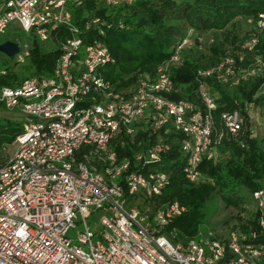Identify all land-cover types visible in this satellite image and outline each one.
Wrapping results in <instances>:
<instances>
[{"label": "built area", "instance_id": "2783aa9c", "mask_svg": "<svg viewBox=\"0 0 264 264\" xmlns=\"http://www.w3.org/2000/svg\"><path fill=\"white\" fill-rule=\"evenodd\" d=\"M87 1L119 8L141 0H0V36L15 28L48 45L62 29L70 33L60 43L52 77L28 78L0 90V108L23 118L16 150L0 166V264H264V189L251 197L260 233L207 229L184 243L175 230H166L186 209L177 202L157 211L152 207L169 185V175L146 173L170 151L164 136L174 133L186 160L184 176L195 183L202 178L203 161L214 160L216 148L241 130L244 119L237 111L223 113L217 129V105L206 80L224 76L236 87L264 74L258 58L249 68L242 66L259 44L264 14L240 50L228 51L216 67L198 72L202 110L167 98L175 89L170 69L180 62L186 40L155 78L142 76L133 91L116 92L102 74L115 62L104 42L112 24L96 18L80 29L73 21V9ZM27 58L21 48L16 61ZM143 119L157 142L136 154L140 170L121 184L131 161L120 164L111 143L120 132L135 135Z\"/></svg>", "mask_w": 264, "mask_h": 264}, {"label": "trees", "instance_id": "16d2710c", "mask_svg": "<svg viewBox=\"0 0 264 264\" xmlns=\"http://www.w3.org/2000/svg\"><path fill=\"white\" fill-rule=\"evenodd\" d=\"M72 12L74 24L80 29L96 18L112 24L106 31L104 42L115 62L105 67L102 74L120 93L133 91L142 76L155 78L158 67L171 60L189 32L200 38L225 33L224 41L212 42L205 52L197 54V48H184L180 52V62L170 69L175 89L167 98L174 102L186 100L203 110L204 105L198 96V72L216 67L228 51L241 49L244 44H238L239 38L228 29L236 30V24L245 19L256 25L259 15L264 14V0H141L119 8L108 7L100 1H87ZM9 35L7 32L0 44L7 41L20 43L18 36ZM69 37L70 33L62 29L57 40L46 45L32 35L25 41L23 49L25 54L28 53L27 60L22 64L15 60L13 67L0 70V90L18 87L28 78L52 77L61 55L60 43ZM255 58L264 63V32L255 51L246 55L243 68H249ZM206 85L217 105L213 112L217 129L221 130L223 113L237 111L244 119L241 130L216 148L214 160L203 161L199 167L202 178L195 183L184 176L186 160L180 150V137L174 133L164 136L171 146L170 151L162 154L160 164L152 165L146 171L169 175V185L161 197L152 200V207L157 211L164 205L177 202L186 209L166 230H175L177 239L184 243L196 238L201 231L218 230L208 227L206 214L207 206L217 198L225 209L238 211L235 216L237 224L229 230L260 233L256 223L258 213L251 197L254 192L264 189V74L241 81L236 87L224 76L209 78ZM147 124L143 119L137 125L135 135L120 132L111 143L120 164L131 161L129 170L120 178L121 184L127 175L140 170V164L134 160L136 154L157 142V135H149ZM22 131V128L18 129L8 139L3 137L2 144L14 145ZM83 153L78 154L79 161L84 160ZM4 154H0V166L8 161ZM92 163L99 170H105V166L97 161ZM142 205L145 208L148 204L144 201Z\"/></svg>", "mask_w": 264, "mask_h": 264}, {"label": "rangeland", "instance_id": "374dc122", "mask_svg": "<svg viewBox=\"0 0 264 264\" xmlns=\"http://www.w3.org/2000/svg\"><path fill=\"white\" fill-rule=\"evenodd\" d=\"M237 25L236 30H232V28L228 29V31H232L235 36L239 38L238 44H245L248 41V36L253 33L255 29V25L252 23L251 20H241ZM227 31V32H228ZM9 36H18L20 40V47L24 49L25 41L31 38L32 35L24 33L22 31H17L15 28L10 29ZM225 33H215L213 35H205L204 37L200 38L197 34L193 32H189L185 46L183 49H195V53L199 54V51H206V48L213 44L214 42H222L226 38ZM4 39V36H0V41ZM244 41L243 43H241ZM213 42V43H212ZM16 64L15 60L8 59L5 55L0 53V70L11 68ZM3 111L0 112V154H4V158L9 160L16 150L15 145L6 143L5 145L2 144L1 139L3 137L9 138L21 129L23 126V118L18 113V111H9L5 108L2 109ZM264 118V116H263ZM264 121V120H263ZM263 121H260L263 123ZM264 125V124H263ZM6 141V140H5ZM8 142V141H7ZM5 150V151H4ZM218 212V215H216ZM207 214V224L208 227L211 229H218L220 233H227L232 226L237 224L235 220V216H237L238 211L235 209H225L224 204L219 202V199H215L211 204H209L206 208ZM226 223L224 224V222ZM228 222V223H227ZM221 223V225H220ZM75 243V242H74Z\"/></svg>", "mask_w": 264, "mask_h": 264}, {"label": "water", "instance_id": "95a60500", "mask_svg": "<svg viewBox=\"0 0 264 264\" xmlns=\"http://www.w3.org/2000/svg\"><path fill=\"white\" fill-rule=\"evenodd\" d=\"M0 53L10 60H16L21 53V47L15 42H3L0 44Z\"/></svg>", "mask_w": 264, "mask_h": 264}, {"label": "crops", "instance_id": "0c3cea01", "mask_svg": "<svg viewBox=\"0 0 264 264\" xmlns=\"http://www.w3.org/2000/svg\"><path fill=\"white\" fill-rule=\"evenodd\" d=\"M3 111V110H2ZM0 112H1V109H0Z\"/></svg>", "mask_w": 264, "mask_h": 264}]
</instances>
